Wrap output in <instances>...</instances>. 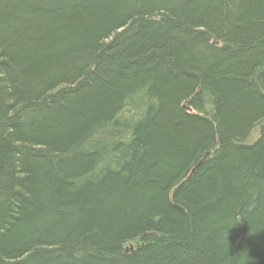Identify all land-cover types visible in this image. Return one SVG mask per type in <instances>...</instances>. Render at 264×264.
Masks as SVG:
<instances>
[{"label":"trees","instance_id":"16d2710c","mask_svg":"<svg viewBox=\"0 0 264 264\" xmlns=\"http://www.w3.org/2000/svg\"><path fill=\"white\" fill-rule=\"evenodd\" d=\"M0 264H264V0H0Z\"/></svg>","mask_w":264,"mask_h":264},{"label":"water","instance_id":"95a60500","mask_svg":"<svg viewBox=\"0 0 264 264\" xmlns=\"http://www.w3.org/2000/svg\"><path fill=\"white\" fill-rule=\"evenodd\" d=\"M183 108L185 109V110H187L188 112H190V109H188L187 108V106L185 105V106H183ZM207 156H208V154H206L205 156H204V158L194 167V169H193V171L191 172V174L187 177V179H190L192 176H194V174L196 173V169L197 168H199L203 163H205V160H206V158H207ZM178 207V206H177ZM180 210H182L180 207H178Z\"/></svg>","mask_w":264,"mask_h":264}]
</instances>
